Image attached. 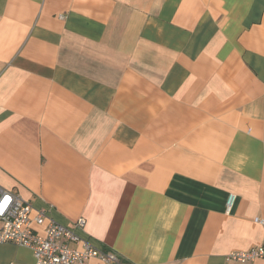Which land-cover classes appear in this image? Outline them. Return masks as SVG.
Here are the masks:
<instances>
[{
  "label": "crops",
  "instance_id": "crops-1",
  "mask_svg": "<svg viewBox=\"0 0 264 264\" xmlns=\"http://www.w3.org/2000/svg\"><path fill=\"white\" fill-rule=\"evenodd\" d=\"M0 186L84 218L119 260L88 264H244L225 256L264 240V0H0ZM0 264L32 252L0 242Z\"/></svg>",
  "mask_w": 264,
  "mask_h": 264
},
{
  "label": "built area",
  "instance_id": "built-area-1",
  "mask_svg": "<svg viewBox=\"0 0 264 264\" xmlns=\"http://www.w3.org/2000/svg\"><path fill=\"white\" fill-rule=\"evenodd\" d=\"M234 200V194H229L226 201L228 212ZM255 221L262 223L260 218ZM84 225V218L77 219L72 227L62 225L48 214V209L34 208L18 194L0 186V242L30 249L33 264H88L90 258H97L102 263L118 262L114 252L96 247L75 232ZM70 243L77 246H70ZM225 259L244 264L264 259V240L245 250L231 251Z\"/></svg>",
  "mask_w": 264,
  "mask_h": 264
}]
</instances>
